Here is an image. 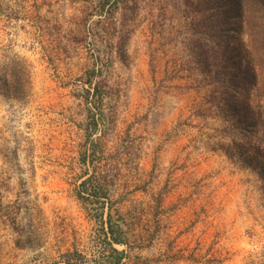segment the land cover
Here are the masks:
<instances>
[{"label": "rangeland", "instance_id": "obj_1", "mask_svg": "<svg viewBox=\"0 0 264 264\" xmlns=\"http://www.w3.org/2000/svg\"><path fill=\"white\" fill-rule=\"evenodd\" d=\"M223 5L0 0V264H264L256 38Z\"/></svg>", "mask_w": 264, "mask_h": 264}, {"label": "trees", "instance_id": "obj_2", "mask_svg": "<svg viewBox=\"0 0 264 264\" xmlns=\"http://www.w3.org/2000/svg\"><path fill=\"white\" fill-rule=\"evenodd\" d=\"M223 7L228 17L227 22L233 27L235 34L244 33L249 38L251 35L256 38L252 39L253 45L250 42L240 43V49L245 51L244 54L242 51L239 53L237 70V76L243 85L241 91H246L244 84L250 82L254 83L252 90L264 91V0H224ZM246 13H250V17H246ZM247 93L250 95V90ZM123 232L122 226L112 223L110 216L107 236L112 246L124 242Z\"/></svg>", "mask_w": 264, "mask_h": 264}]
</instances>
